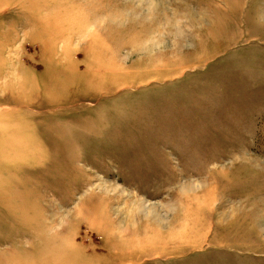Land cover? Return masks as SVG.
Instances as JSON below:
<instances>
[{"label": "rangeland", "instance_id": "374dc122", "mask_svg": "<svg viewBox=\"0 0 264 264\" xmlns=\"http://www.w3.org/2000/svg\"><path fill=\"white\" fill-rule=\"evenodd\" d=\"M0 264H264V0H0Z\"/></svg>", "mask_w": 264, "mask_h": 264}]
</instances>
